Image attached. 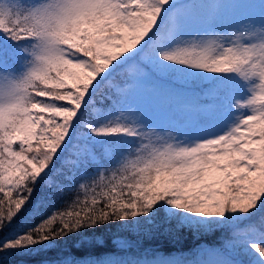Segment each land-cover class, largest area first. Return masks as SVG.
I'll return each instance as SVG.
<instances>
[{"label":"snow or ice","instance_id":"snow-or-ice-1","mask_svg":"<svg viewBox=\"0 0 264 264\" xmlns=\"http://www.w3.org/2000/svg\"><path fill=\"white\" fill-rule=\"evenodd\" d=\"M158 219L230 238L95 256ZM0 264H264V0H0Z\"/></svg>","mask_w":264,"mask_h":264},{"label":"trees","instance_id":"trees-1","mask_svg":"<svg viewBox=\"0 0 264 264\" xmlns=\"http://www.w3.org/2000/svg\"><path fill=\"white\" fill-rule=\"evenodd\" d=\"M229 238L230 230L228 229L216 230L211 233H195L187 227H176L175 221L161 223L158 219L155 227L144 225L140 230L117 231L113 229L110 233L98 231L97 239L102 243L96 245L100 251L95 253V256L127 255L148 259L165 257L191 261L200 258L199 253L202 248L221 247L223 242ZM115 240L126 241L129 246L121 248L114 243ZM73 254L78 259L85 258V253L80 250H73ZM58 255L56 250H50L48 258L56 259Z\"/></svg>","mask_w":264,"mask_h":264}]
</instances>
